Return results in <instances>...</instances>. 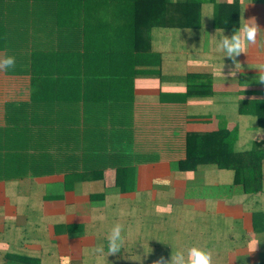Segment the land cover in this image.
<instances>
[{"label":"crops","instance_id":"obj_1","mask_svg":"<svg viewBox=\"0 0 264 264\" xmlns=\"http://www.w3.org/2000/svg\"><path fill=\"white\" fill-rule=\"evenodd\" d=\"M187 1L195 9L185 10L186 24L146 30L148 48L132 62L133 78H114L105 60L111 77L99 80L87 57L82 88L70 91L68 106L59 78L49 80L53 94L38 91L29 104V75L0 71L1 130L22 121L40 129L37 138L53 146L54 159L68 139L102 148L101 159L122 167L130 162L83 180L59 172L1 179L0 264H164L193 245L210 250L213 264L264 261V42L237 57L238 70L216 49L221 30L230 36L242 17L264 28V0ZM62 129L74 136L65 139ZM188 133L203 135L215 153L228 150V164L175 170ZM88 147L79 149L81 158L91 155ZM117 222L124 245L107 254Z\"/></svg>","mask_w":264,"mask_h":264},{"label":"trees","instance_id":"obj_2","mask_svg":"<svg viewBox=\"0 0 264 264\" xmlns=\"http://www.w3.org/2000/svg\"><path fill=\"white\" fill-rule=\"evenodd\" d=\"M190 9H195V4L187 0L175 3L173 0H0V51L16 58L15 68L4 72L29 75V104L38 101V91L53 94L56 86L49 80L59 78L61 103L68 106L72 104L70 91L76 84V90L82 88L87 57H94L99 80L111 77L110 73H104L105 60L111 62L107 67L116 72L114 78L125 77V73L133 78L138 70L132 67V62L145 56L148 48L146 30L153 25L186 24L189 13L185 10ZM129 69L130 73L125 72ZM53 97L45 99L47 105H54ZM29 127L22 121L13 129H0V180L55 172L63 173L66 180L75 177L83 180L92 177L94 170L100 172L105 165L119 170L130 163L127 161L122 167L121 160L101 159L99 156H106L107 152L97 146L85 145L87 154L93 158H81L84 153L79 149L86 152V148L70 144L66 137L74 136V132L69 129L61 130L66 141L61 146L62 157L54 159L50 153L53 146H44L37 138L40 129ZM203 138L198 133H188L184 157L173 161L171 166L183 171L200 164L227 165L229 151L215 153L209 140L206 138L203 143ZM117 150L120 153L121 149Z\"/></svg>","mask_w":264,"mask_h":264},{"label":"clouds","instance_id":"obj_3","mask_svg":"<svg viewBox=\"0 0 264 264\" xmlns=\"http://www.w3.org/2000/svg\"><path fill=\"white\" fill-rule=\"evenodd\" d=\"M173 3H175V0H173ZM229 3H232V0H229ZM258 38H261L262 42H264V28L257 23L255 17H249L247 19L242 17L239 27L230 36L224 35L223 30H221L216 49L221 53V59L227 58L232 60L235 69L238 70L240 69V64L237 63V57L241 54H246L250 46L256 45ZM15 66V56H0V71L13 69ZM260 70L262 74L259 80L264 82V66H261ZM235 74V71L229 72V75L235 76ZM123 232L124 226L121 223L117 222L111 226L107 235V254L120 252L125 241ZM96 250L103 251V248L99 247ZM164 264H213V253L206 248L193 245L186 252L178 250L174 254L172 253L170 260L164 261Z\"/></svg>","mask_w":264,"mask_h":264}]
</instances>
